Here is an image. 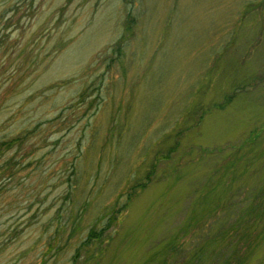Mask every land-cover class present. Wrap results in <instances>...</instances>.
Segmentation results:
<instances>
[{"label":"rangeland","instance_id":"374dc122","mask_svg":"<svg viewBox=\"0 0 264 264\" xmlns=\"http://www.w3.org/2000/svg\"><path fill=\"white\" fill-rule=\"evenodd\" d=\"M233 187L264 201V0H0V264H158Z\"/></svg>","mask_w":264,"mask_h":264},{"label":"trees","instance_id":"16d2710c","mask_svg":"<svg viewBox=\"0 0 264 264\" xmlns=\"http://www.w3.org/2000/svg\"><path fill=\"white\" fill-rule=\"evenodd\" d=\"M130 21L131 19L125 20L123 24L124 30L127 31L129 29L128 24ZM114 48H116V46ZM218 106H220V104ZM258 131L257 133L259 134ZM247 133L248 139L244 141L249 142L253 139H258L255 127L249 128ZM143 184H145L144 180L138 182L136 187L139 188V186ZM133 187L135 186L131 185L128 187L126 195H130L133 192ZM240 190V188H231V190L228 191L230 196L229 199L225 197L224 200L221 201L220 207L223 209V213L221 212L223 216L220 214V217H222V219L218 217L214 211L208 220L204 219L202 221L193 222L195 226L191 227L192 233L188 232L186 229L185 224L188 223H184L181 226L179 225L177 228L178 234H173L167 243H163L164 246L161 249L162 253L159 256L158 264H241V254H243L244 257V254L251 252V246L243 241V238L247 236H241V232L243 227L246 228V224L250 223L254 218L255 214L253 215V212H261V208L264 207V201L260 198L259 194H257L258 197L254 196L252 200L248 201L245 200L241 202L240 199H234L235 195L239 197V195L243 193V191ZM128 197L126 196V198H124L125 202H122L124 206L127 203ZM226 210H229V212ZM225 214H227L228 217L232 216L231 220L229 222H224L223 228L219 229V223H222L223 218L226 216ZM116 216L117 211L116 213H111V215L106 218L107 222L112 221ZM102 229L103 226L97 230H94L92 227L87 230L86 236L80 239L79 245L73 249L71 254L72 261L78 256L76 255L77 250L82 251V244L87 246L91 241L104 242L105 237L101 233ZM84 249L85 248H83V250ZM83 253L85 256L88 255L85 251Z\"/></svg>","mask_w":264,"mask_h":264}]
</instances>
